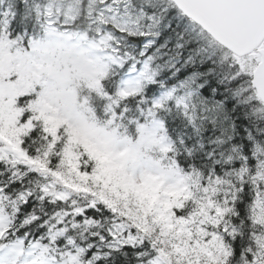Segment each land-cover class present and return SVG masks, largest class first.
<instances>
[{"label":"snow or ice","instance_id":"obj_1","mask_svg":"<svg viewBox=\"0 0 264 264\" xmlns=\"http://www.w3.org/2000/svg\"><path fill=\"white\" fill-rule=\"evenodd\" d=\"M0 264H264V0H0Z\"/></svg>","mask_w":264,"mask_h":264}]
</instances>
